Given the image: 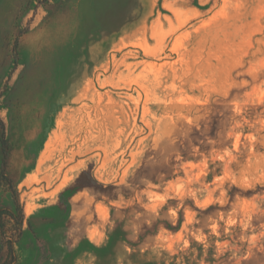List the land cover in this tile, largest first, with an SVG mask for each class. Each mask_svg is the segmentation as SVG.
I'll use <instances>...</instances> for the list:
<instances>
[{
	"label": "rangeland",
	"instance_id": "rangeland-1",
	"mask_svg": "<svg viewBox=\"0 0 264 264\" xmlns=\"http://www.w3.org/2000/svg\"><path fill=\"white\" fill-rule=\"evenodd\" d=\"M3 140L17 264H264V0H0Z\"/></svg>",
	"mask_w": 264,
	"mask_h": 264
},
{
	"label": "crops",
	"instance_id": "crops-1",
	"mask_svg": "<svg viewBox=\"0 0 264 264\" xmlns=\"http://www.w3.org/2000/svg\"><path fill=\"white\" fill-rule=\"evenodd\" d=\"M124 27L126 28V26H124ZM56 31H57V34L54 36V38H51V39L53 42H56V43L60 42L61 43V45L60 44H59V46L57 45L59 47L58 49H61V50L57 51L58 55L56 56L55 61L58 64H57V67H55V69H54L53 81H51V85L49 87V90L52 91V97H53V98H51L52 99L51 103L53 106L52 111L54 109L56 110L60 100H62L63 98H65L66 96L69 95L70 92H68V91H72V89L74 88V85H75L74 67H75V65L76 66L80 65V62H78L79 59L76 58V55H75L76 53L74 52V50H72V52H70L69 55L65 54V52H64L67 49L68 44H71L73 42V38L72 37L70 38L66 34V28H64V26H57ZM113 31H115V30H113ZM118 31H119V28H117L115 32H112V35L110 36L111 39L118 34ZM110 32H111V30L108 31V33H110ZM90 37H91V35H90ZM90 45H91V49L97 50V49H99V46H101L102 44L100 43V41H93L90 43ZM83 59H84V57H83ZM80 61H82V60H80ZM41 80H42V77H39V80L37 83L38 93L36 94V97L37 98H46L49 96V93H46V91L42 93L43 90L40 86ZM59 91H61L60 96L58 94ZM6 150H8L7 143H6ZM6 168H7V160H6L5 164L3 163V171H4V174L9 178V182L6 183L5 188L2 185H1V187L6 192H11L12 190H14L16 193H18L15 182L6 173ZM4 210H11V209H0V212L4 211ZM25 223H26V218H25V222L23 225V235H22V237L20 235V237L18 238V242H17L18 244H20L24 238ZM12 264H17L16 257H15V261Z\"/></svg>",
	"mask_w": 264,
	"mask_h": 264
},
{
	"label": "trees",
	"instance_id": "trees-1",
	"mask_svg": "<svg viewBox=\"0 0 264 264\" xmlns=\"http://www.w3.org/2000/svg\"><path fill=\"white\" fill-rule=\"evenodd\" d=\"M4 146V164L6 163L8 153L6 150V141L3 140ZM1 185L5 188L9 178L4 174L2 169L0 177ZM11 193L16 200L15 210H4L0 212V238L2 247L0 248V264H12L15 261L13 245L18 242V238L23 235V225L25 222V214L21 209L18 201L17 193L12 190ZM6 250L7 256L1 259V253Z\"/></svg>",
	"mask_w": 264,
	"mask_h": 264
}]
</instances>
